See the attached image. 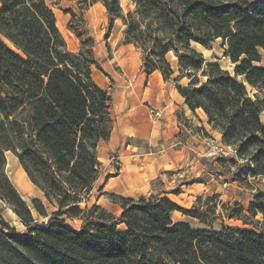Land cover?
<instances>
[{"label":"trees","instance_id":"1","mask_svg":"<svg viewBox=\"0 0 264 264\" xmlns=\"http://www.w3.org/2000/svg\"><path fill=\"white\" fill-rule=\"evenodd\" d=\"M85 1L104 5L110 29L122 19L123 43L141 50L145 72L173 79L189 108H202L223 142L247 159L250 174L264 178V66L255 64L264 51V0H133L126 13L120 0ZM73 21L79 52L69 50L47 0H0V199L29 215L24 233L0 215V264H264L262 188L248 212L263 219L250 228L174 221L172 213L183 209L166 194L111 193L120 215L94 205L95 214L82 217L80 204L101 175L98 146L113 129V97L92 76L93 65L103 70L94 38H84ZM219 38L234 72L207 61L195 45L211 47ZM246 83L260 94L251 96ZM5 150L17 152L31 180L56 202L47 222L35 220L11 187ZM33 204L46 214L38 199ZM234 210L230 217L247 216L243 206ZM75 217L84 219L81 229L67 221Z\"/></svg>","mask_w":264,"mask_h":264},{"label":"rangeland","instance_id":"2","mask_svg":"<svg viewBox=\"0 0 264 264\" xmlns=\"http://www.w3.org/2000/svg\"><path fill=\"white\" fill-rule=\"evenodd\" d=\"M47 1L56 14L58 26L65 38L67 37L66 40L68 42V48L72 52H79L82 44L78 35L69 26L71 20H74L73 27L80 30L83 33L84 38H94L95 55H97L96 52L99 44L104 40H108V38H110L111 42L110 44H105V46L109 53L108 56L110 57L113 51L112 46L117 47L122 44L121 42H123L122 37L124 36L125 29L124 22L120 19L113 30L110 29L109 16L106 8L101 2L90 3V1L88 2L85 0ZM120 1L125 13L129 10L135 9V3L133 0ZM72 12L77 14L75 19H73ZM195 45L203 52L207 61L217 62L222 66V68L234 72L235 64L225 55L226 46L222 44V39H217L212 43L211 47H204L200 44ZM130 59L133 64L138 61L137 55L134 54V51L130 52ZM172 59H174L173 56ZM105 60H107V58H105ZM255 64L258 66H264V51L262 52L261 60L255 62ZM100 65L103 70L99 69L96 65H93V71L100 73L101 76H106V68L103 64ZM239 79L242 80L243 78L240 76ZM108 81L112 86L114 85V80L110 77ZM100 83L102 84V82ZM181 83L187 84L188 79H182ZM246 85L251 96L260 94L258 89L248 83H246ZM110 93L113 97L111 90ZM112 112L114 123V119L117 118V113L113 108ZM261 119L264 122V110L261 113ZM202 124L203 123H201L198 115L194 116L189 124H185L183 119V125H186V127L191 129V131H187L186 128H183V130H186V132L183 133V138L184 140L188 138L187 140L196 146H199L200 143L204 142L202 149L199 151L194 148H190V154L199 156V158L203 160L202 163L206 161V169L201 173H199V170L197 169L195 172L193 171V173L190 172L193 170L191 166H188L186 169L184 167H177L179 169L175 171V173L182 172L183 176L181 179L184 180L183 182L186 184L192 182L194 178L203 180L206 178L215 179L218 183L215 188H211L209 191L202 192L195 196H191L188 192L182 193V184H171L169 186V192L171 195L168 196L170 199L177 202L183 209L174 211L172 213V218L174 221H187L193 227L201 229L218 230L224 225H231L237 228H250L251 223H255L256 221H261L263 219L261 213L253 216L248 212V210L250 201L253 198V194L256 189H264V178H255L250 174V171L247 170L246 158H241L239 156L234 158V156L221 154L209 157L204 155L205 151H207L210 146L209 142L212 144H220L224 142L223 140H219L215 132L203 128ZM101 147H103L102 144H100V151ZM121 148L122 147H119L114 151L105 152L104 154L98 152V156L101 161V175L94 183L92 190L88 194H85V201L80 204L82 209L85 211V214L82 215L85 219L90 218L91 215L95 214L91 210L94 205H105L109 208H105V206L102 207L117 215L115 212L119 207L114 203L111 193L105 188V184L109 178L120 173L123 164V150H121ZM4 155L6 159L4 171L8 177L11 187L19 193L20 197L31 209L32 217L35 220L47 222L51 214L58 208L56 202H50L44 191H42L39 186L31 180L17 156L16 151L5 150ZM108 175L110 176L108 177ZM161 187H163V185H160L158 189H161ZM203 187L204 186L201 185L200 189ZM159 194L161 193L146 194V196ZM34 199H38L42 203V207L45 208V215L40 214L36 210L33 204ZM98 200H100V202H98ZM237 205L243 206L244 213H247V216L242 219L237 218V216L230 217L232 214L236 215L234 209ZM0 215L9 223L11 227L15 228L17 232H27L28 228L24 221L29 219V215L25 210L19 209L12 204L5 203L0 199ZM67 221L76 229H81L84 224V219L79 217L67 218ZM118 227L122 228L123 225L119 224Z\"/></svg>","mask_w":264,"mask_h":264},{"label":"crops","instance_id":"3","mask_svg":"<svg viewBox=\"0 0 264 264\" xmlns=\"http://www.w3.org/2000/svg\"><path fill=\"white\" fill-rule=\"evenodd\" d=\"M119 20H115L113 28ZM110 42V38L101 42L95 55L106 68V76L93 71V78L101 87L112 91L111 111L112 108L116 111L117 118L114 119L110 138L100 142L103 147L100 151L99 144L98 152L104 154L122 147L123 164L120 173L109 178L105 188L110 193L135 199L152 193L171 195L169 186L175 183L182 184V193L188 192L191 196L215 188L218 183L215 179L194 178L186 184L181 179L182 172L175 171L179 169L177 167L186 169L191 166L193 170L190 172L198 169L201 173L207 165L199 156L190 154V148L199 151L204 142L196 146L188 138L184 140L183 133L191 129L183 125V119L185 124H189L198 115L203 128L215 132L219 140H222L221 132L208 122L202 108L195 111L189 108L173 79L165 80L159 70L150 74L145 72L139 48L123 42L117 47L111 45L113 51L110 57L105 46ZM131 51L137 55L135 64L130 59ZM109 77L114 80L113 86L108 81ZM151 106L160 110L159 117L151 113ZM160 185L163 187L158 189ZM201 185L204 187L200 189ZM114 203L119 207L115 212L118 216L122 208L119 203Z\"/></svg>","mask_w":264,"mask_h":264},{"label":"built area","instance_id":"4","mask_svg":"<svg viewBox=\"0 0 264 264\" xmlns=\"http://www.w3.org/2000/svg\"><path fill=\"white\" fill-rule=\"evenodd\" d=\"M150 108L152 114H154L156 117L160 116L159 109H156L154 106H151ZM209 145L210 146L208 147V150L204 153V155L207 157L218 154L237 157V149L233 145H227L226 143L212 144L211 142H209Z\"/></svg>","mask_w":264,"mask_h":264},{"label":"bare ground","instance_id":"5","mask_svg":"<svg viewBox=\"0 0 264 264\" xmlns=\"http://www.w3.org/2000/svg\"><path fill=\"white\" fill-rule=\"evenodd\" d=\"M58 24V23H57Z\"/></svg>","mask_w":264,"mask_h":264}]
</instances>
